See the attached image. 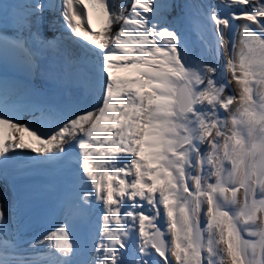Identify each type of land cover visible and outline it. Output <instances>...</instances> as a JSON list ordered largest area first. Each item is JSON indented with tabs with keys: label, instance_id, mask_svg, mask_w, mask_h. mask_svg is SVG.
Listing matches in <instances>:
<instances>
[{
	"label": "snow or ice",
	"instance_id": "snow-or-ice-1",
	"mask_svg": "<svg viewBox=\"0 0 264 264\" xmlns=\"http://www.w3.org/2000/svg\"><path fill=\"white\" fill-rule=\"evenodd\" d=\"M37 173L55 222L5 187L0 264H264V0H0V179Z\"/></svg>",
	"mask_w": 264,
	"mask_h": 264
},
{
	"label": "bare ground",
	"instance_id": "bare-ground-1",
	"mask_svg": "<svg viewBox=\"0 0 264 264\" xmlns=\"http://www.w3.org/2000/svg\"><path fill=\"white\" fill-rule=\"evenodd\" d=\"M8 2H10V3H16V2H23V0H8ZM124 2L125 3H130L131 0H124ZM196 2L203 3V4H215L217 2V0H196ZM235 23L237 25H242L243 24V21H236ZM48 34H51L52 35L53 32L49 31ZM205 34L207 35V32ZM241 40H242V37H241V35L238 32L237 33V36H236V45H237V52L238 53H239L240 49L243 47V44L241 43ZM43 79H48L49 82L50 81H53V82L55 81L56 83H58L57 80L54 77H45V78L44 77H38L37 78V81L39 82L40 80H43ZM232 87H233V90L236 89V91L238 92V89L236 88V86H235L234 83H233V86ZM59 91H63V92L66 91V93H68L69 91H71V89L64 88L63 90L54 91L55 92V98L56 99H59V97L57 95V92H59ZM233 108H235V105H233ZM128 179H131V177H128ZM5 187H6V182L3 179H0V192H2ZM258 215H264V214H260L259 213ZM99 223H100V221L92 224V226H91V232L92 233H95L96 229L99 227ZM21 228L26 229V231L23 234H21L22 241L25 240V239L30 240L29 237L32 234H36V231H34L32 228H30L26 223H24L22 221H21ZM39 239H43V237H41ZM25 246H27V244H25ZM41 255H46V253L42 252ZM225 264H230V260H226Z\"/></svg>",
	"mask_w": 264,
	"mask_h": 264
},
{
	"label": "rangeland",
	"instance_id": "rangeland-1",
	"mask_svg": "<svg viewBox=\"0 0 264 264\" xmlns=\"http://www.w3.org/2000/svg\"><path fill=\"white\" fill-rule=\"evenodd\" d=\"M49 86L52 87L54 89V91L63 90L65 88V87L61 86L59 83H56V82H53V81L49 82ZM234 93L238 95V92L236 91V89L234 90ZM57 95H59V93ZM204 209H206V205L204 206ZM202 216H203V211H202ZM245 238L255 239V238H252V237H248L246 234H245Z\"/></svg>",
	"mask_w": 264,
	"mask_h": 264
}]
</instances>
